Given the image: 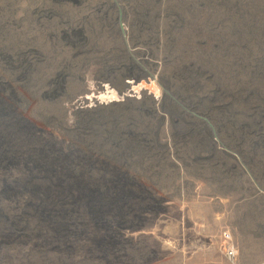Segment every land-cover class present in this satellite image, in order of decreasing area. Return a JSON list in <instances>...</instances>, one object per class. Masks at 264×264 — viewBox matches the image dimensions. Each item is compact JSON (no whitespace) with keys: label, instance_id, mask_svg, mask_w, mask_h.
Here are the masks:
<instances>
[{"label":"rangeland","instance_id":"rangeland-1","mask_svg":"<svg viewBox=\"0 0 264 264\" xmlns=\"http://www.w3.org/2000/svg\"><path fill=\"white\" fill-rule=\"evenodd\" d=\"M0 264H264V0H0Z\"/></svg>","mask_w":264,"mask_h":264},{"label":"built area","instance_id":"built-area-1","mask_svg":"<svg viewBox=\"0 0 264 264\" xmlns=\"http://www.w3.org/2000/svg\"><path fill=\"white\" fill-rule=\"evenodd\" d=\"M226 255H227L228 257H232V256L234 255L233 250H232V249H227V251H226Z\"/></svg>","mask_w":264,"mask_h":264}]
</instances>
